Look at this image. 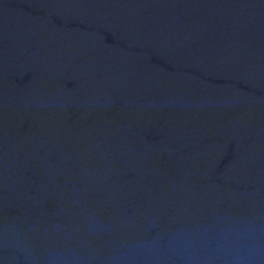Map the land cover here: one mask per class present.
I'll list each match as a JSON object with an SVG mask.
<instances>
[{
	"label": "water",
	"instance_id": "95a60500",
	"mask_svg": "<svg viewBox=\"0 0 264 264\" xmlns=\"http://www.w3.org/2000/svg\"><path fill=\"white\" fill-rule=\"evenodd\" d=\"M0 264H264V0H0Z\"/></svg>",
	"mask_w": 264,
	"mask_h": 264
}]
</instances>
